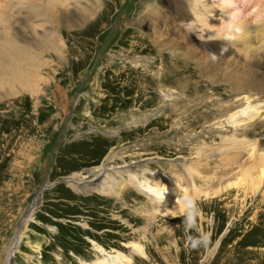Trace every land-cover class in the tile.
<instances>
[{"label":"rangeland","instance_id":"374dc122","mask_svg":"<svg viewBox=\"0 0 264 264\" xmlns=\"http://www.w3.org/2000/svg\"><path fill=\"white\" fill-rule=\"evenodd\" d=\"M191 1L186 29L165 0H0L34 27L0 82V264H264V0Z\"/></svg>","mask_w":264,"mask_h":264},{"label":"bare ground","instance_id":"6f19581e","mask_svg":"<svg viewBox=\"0 0 264 264\" xmlns=\"http://www.w3.org/2000/svg\"><path fill=\"white\" fill-rule=\"evenodd\" d=\"M193 2L191 0H165L164 4L168 5V6H165V8L167 7L166 9H168L169 12H168V14H165L162 16L164 19V22L169 24V25L176 24L178 26H181L183 28L185 27L187 29V27L190 24H192L190 22V20L192 19V17L190 16V13H191L192 9L195 10V8L199 5V4L193 3ZM221 2L223 3L226 1L221 0ZM231 4L232 5L234 4L233 1L228 3V5H231ZM212 6H210L211 8L209 6L208 7L210 9H212ZM223 6H224V4H223ZM206 7H207V5H206ZM8 17H9V19H8ZM29 19H32L31 15H28L24 19H23V17H22V19H17L16 17H11L9 15V16H6L2 22V26L0 28V82L1 83H3V81L6 82V79H8V78H11L13 76L15 77L17 75L16 74L17 72L21 77L28 75L30 72V70L24 66V62H23L24 56L27 54V51L24 50L23 47H20L17 45V43L27 42L28 39L32 38L31 31L33 33L34 27L32 26V24H28ZM220 19L221 20L219 22V27L217 29H219L218 32H220L222 34L219 36L223 38V41L220 40L218 42L216 41L215 43L208 42V44L206 43L205 46L208 49H210L211 47L212 48L215 47V49H214L215 51L213 52V54H214L213 59L214 60L220 61L221 56H224V54L226 55L227 53H229L230 55L233 56L232 60L235 61V59L239 58V55L234 50V47H238V46L243 47V45H242L243 43H242L241 38L244 36V30L243 29H245L244 26H246V25L243 26V23H242L243 21L237 22L235 26L234 25H228L227 22L229 19H226V18H220ZM194 20L200 21V18L198 19V16L196 15V16H194ZM233 33L237 37V39H235V40H231V38H230L231 34H233ZM232 38H233V36H232ZM230 40L233 42H231ZM240 40H241V42H240ZM241 53H243V54L245 53V58L247 57L248 60L250 58L255 59L257 57L256 53H254V51H251V50L250 51L247 50V51L243 52V50L241 49ZM12 54L16 55V57H14L13 60L9 59V58H11L10 56ZM248 60L245 59V61H248ZM19 75H17V76H19ZM244 104L249 105L250 103L246 102ZM246 108L247 107H245L244 109H240V110L236 111L230 118H228L226 120V123L223 122L224 124H226V127L230 128L231 125H229V124H232V125L236 124V122L239 120L240 116L244 113ZM246 110H248V109H246ZM124 166H122L121 168H116V169L117 170L125 169ZM113 169L114 168H111V169L106 168L104 163L100 167H98V171H97L98 174L95 177V179L98 178L100 181L98 184H95L94 189H96L97 191H105V190L110 188V185L106 186L107 174L110 171H112ZM123 171H124V173H127L129 175L128 172H126L125 170H123ZM129 178L132 181H134L132 179L131 175H129ZM98 179H96V180H98ZM138 187H139L138 189L142 193H146L144 188H141L140 185ZM169 194H170L169 190H165V189H160L158 192V195L163 196V197L167 196ZM37 202H38V196H36V198H35L33 208L36 206ZM18 241H19V238L15 242L14 246H16ZM13 249H15V248L13 247ZM12 252H13V250H12ZM110 260H111L110 264H115V261L113 258H110Z\"/></svg>","mask_w":264,"mask_h":264}]
</instances>
